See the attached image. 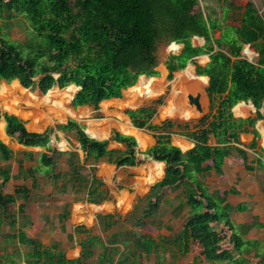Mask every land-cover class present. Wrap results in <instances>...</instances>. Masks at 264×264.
Wrapping results in <instances>:
<instances>
[{
  "label": "trees",
  "instance_id": "1",
  "mask_svg": "<svg viewBox=\"0 0 264 264\" xmlns=\"http://www.w3.org/2000/svg\"><path fill=\"white\" fill-rule=\"evenodd\" d=\"M222 2L219 15L210 5L199 0H0V88L19 81L26 89L38 90L46 95L54 87L64 89L71 85L80 87L72 104L74 107L90 105L99 108L105 100L120 98L123 91L133 87L142 75H157L159 64L158 46L165 42L183 44L180 54H171L167 59L169 79L176 71L184 70L198 56L210 55L205 66L197 65L198 76L209 78L207 94L210 110L198 125H188L181 133L195 143L187 152L171 143L170 135L175 124L166 121L161 126L149 124L154 111L142 108L128 111L135 125L157 133V142L144 152L138 150L135 137L113 131L111 140L125 145V150H109V140L91 138L85 127L75 120L57 125L58 129L76 131L85 162L100 161L108 157L110 163L123 166L143 164L147 158L165 164L164 177L156 182L149 193L138 199L143 203L142 219L156 213L160 208L164 190L181 189L175 202H169L172 216H180L185 209L183 229L178 241L199 249V256L208 264H252L253 253L264 264V241L248 239L254 228L264 224L252 217L243 224L231 218L234 210L247 211L245 204L236 207L228 202V191L211 192L205 178L215 172L223 173L225 158L236 151L245 168L248 164L246 150L240 148V135L252 134L250 149L258 147L260 133L256 124L264 118V15L254 2L237 5L234 0ZM20 28L24 41L12 40L10 31ZM194 37L205 39V44L196 47ZM258 54L255 60L243 55L246 46ZM251 102L256 116L236 117L234 107L240 102ZM143 116L145 120L138 121ZM6 121V133L28 147H46L39 164L32 174L44 176L53 173L57 162L49 152L52 128L44 133L31 132L25 122L13 114H0ZM211 136L218 145L212 146ZM14 152L0 139V162L13 159ZM261 162L262 159L258 158ZM92 183L88 190L89 202L99 204L93 188L96 180L92 169ZM60 175H55L59 178ZM11 179L9 168H0V227L3 223L12 228L18 223L12 207L20 194L28 199V190L16 187L14 194H6L4 187ZM25 214V205L18 207V215ZM64 217V214L61 216ZM120 216L98 215L100 223L110 230ZM142 219L136 221L137 225ZM224 224L230 235L227 244L216 229ZM84 226H77L75 233H83ZM70 238H73V234ZM5 240L12 243V252L0 250V264H17L14 251H22L26 264H88L97 256L94 264H143L157 249L150 236L136 237L122 231L114 232L107 240L97 235H88L79 240L81 255L68 259L58 244L45 246L37 239L29 238L25 231L8 234ZM25 247L26 250L23 251ZM185 248V250H186ZM196 259L190 264H202ZM159 264V263H156Z\"/></svg>",
  "mask_w": 264,
  "mask_h": 264
},
{
  "label": "crops",
  "instance_id": "2",
  "mask_svg": "<svg viewBox=\"0 0 264 264\" xmlns=\"http://www.w3.org/2000/svg\"><path fill=\"white\" fill-rule=\"evenodd\" d=\"M194 41H198V43H195ZM192 43L196 47L198 46L201 47L205 44V39L201 37H194L192 39ZM183 47L184 45L182 46L179 52H175V53L180 54ZM246 49H249V48H245V50ZM246 53L251 54L250 49ZM167 59L168 58L159 60V64L156 68V71H157L156 76H153V77H148L146 75L140 76L135 86L130 87L123 91L122 97L105 100L100 104L98 109L90 105H82V106L74 107L72 104V101H73L72 98H74L75 94L78 92V89H76L75 93L71 97L65 94L66 90L70 87L69 86L68 88H64V89H60L59 87H54L53 89L50 90V92L54 91V101L57 103V105H55L53 102L52 104L50 103L44 106L42 104L41 105H30L34 107V109L31 111V115H27L28 112L22 111V110H20V114H15L17 117H19L25 122L27 129L31 132L44 133L49 128L53 129L48 145L51 146L53 149H55V152L52 151V152H49V154L53 156L55 161L57 162V165L55 166V168L58 167V160L56 157L57 155L60 156V160H64L63 166H69L68 168L70 172H67V174H59V173L54 174L53 173L50 176H44L42 173H38V172L32 174L31 171L35 170V168L39 164L41 154L43 152H46V147H39V146L28 147V146H24L20 144L15 137H11L7 135L6 121L4 118H1L0 120V139L13 150L14 156L18 158L17 174H12L11 172V179L5 186V193L14 194L16 187H24L28 190L29 192L28 196L30 197V193H31L30 188L28 186H24V184L19 186V183H15L16 186H14L13 191H12V188H10L13 182H20V180L17 179L19 175H22L21 177L24 179L31 178L33 180L34 186L38 185L37 176L39 175L47 177V179H51V180H54L55 175H60V177L62 176L64 178L67 177V179L68 177L69 178L73 177L75 179L83 178V180H85L87 183V202L93 205H99L103 202H111V204H116V194L114 195V197L109 196L106 198L103 195V191L106 188L111 189L112 183L115 182L117 178H121V180L131 179L132 183L135 184V187L140 188V189H145L144 194H140L136 196L138 199L148 194L151 187L156 182L160 181L164 177L165 164L163 162L156 161L153 158H147L143 164L136 165V166H123V167H118L117 165L110 163L108 160V157H104L98 162H95L92 159L85 162L84 152L81 148V144L78 140L76 131L58 129L57 125L67 124L68 120L70 119L75 120L77 123L85 127V132L91 138H95L98 140H109V145H108L109 150L123 151L125 150L124 144L111 140L113 131H117L121 134L135 137L138 143V150H140L141 152L146 151L147 149L151 148L152 146L156 144L157 139L155 136L157 135L158 132L155 133L146 127L145 128L137 127L135 123L133 122V119L129 116L128 111L130 110L136 111L142 108L150 109L151 111H154V115L149 121V124H153L155 126H161L166 121H171V120L163 119L161 117H169V116H166L164 112L166 108L174 106L175 104L179 102L177 101V97H176L177 93H181L184 106L185 107L189 106L187 108L193 110L194 113L198 115V111L196 110L195 106L188 104L187 103L188 98L186 99V101H185V98L187 97L188 93L190 94L201 93L202 94V92L204 93L203 95H201L202 107H203L204 102L207 101L209 105V110H210V99L206 91L208 88V85L202 90H196L192 88L182 90V87L180 86V83H179L181 82L183 77H187L186 73L188 71L189 73L193 74L194 77H197V78L206 77V76H198L196 73V70H197V65L205 66L206 64L210 62V55L205 54L202 56L195 57L194 60L191 61L184 70L176 71L173 74L172 79L168 78L169 70L166 64ZM198 59H201V60H198ZM249 60L252 61V59H249ZM4 82L5 81H2L1 87ZM141 83L143 84L150 83V86L145 87V85H143L142 87L143 92L136 91L135 90L136 87L141 85ZM208 83H209V78H208ZM146 88L150 90L149 93H145L147 91ZM169 88L171 91V95L169 99L167 100V105H166L164 100H162V96L163 94H165L167 90H169ZM50 92L46 95H49ZM37 93L35 94L39 96L41 95V97L46 96L40 93L38 90H37ZM70 97H71V101H69ZM59 102H64L65 104L67 102L69 103L61 107V106H58ZM243 104H245V106L242 109L243 111L242 115L244 114L247 107H250L251 105H253L250 101L240 102L233 109L234 115L237 114L236 108L240 107ZM162 106L164 107L161 109ZM145 117L146 116H143L138 121L145 120ZM171 118H181V117H171ZM173 123L175 124V127L172 129V133L170 135L171 143L175 146L180 147L183 152L189 151L195 146V143L189 138H187L186 136L181 134L185 130V128L178 127V125L180 126H186V125H183L181 123L176 124L175 122ZM262 125H264V122H261L259 124V130L257 128L256 129L262 135L261 143L264 147V137H263L264 135L262 133ZM189 127L193 128L194 126H189ZM253 138L254 136L252 134L242 133L240 135L242 144L238 145L240 148L246 150L247 157H248L249 150L254 151V154L257 156V158L254 159L255 160L254 163H250L248 161V164L255 168L252 172H250L249 170L245 168V164L243 163L241 157H239L237 153L236 155L238 157L233 153V155H230L225 158V161L222 167L223 173L218 175L215 172H213L205 178V182L208 185L209 184L208 179L212 178L210 176L213 175L214 179L218 183L216 190L228 191L229 192L228 202L234 207H236L237 205L241 203L245 204V202H248V201L250 202L252 200L259 202V205H256V208L253 213L255 216L261 219L260 216L264 212V202H263L264 198L261 195L262 177L260 176L261 170L258 169V166L262 167L264 166V164H261V162L258 161V158H261V159L263 158L260 153H256L259 146L255 149L248 148ZM209 143L212 146L218 145L217 139L214 136H211ZM55 144H60V147L56 146ZM27 162H31V165L29 166V168H26L25 166V163ZM158 162L162 164L160 175H158V169L156 168V165H155V163H158ZM85 168H88L89 172L85 175L80 174L81 172L80 170L82 169L84 170ZM92 169H94L95 178L96 180H98L93 183V188L97 189V193L94 195V198L97 200H100L101 198H103V200L99 204L89 202V198H88V190L92 183V174H93ZM152 178H156V179H154L153 182H150ZM172 191H175L176 194H173L174 192L171 193ZM115 193H116V190H115ZM181 193H182L181 189L173 190V189L167 188L163 192L164 194L163 199L169 200V198L171 197L172 198V199L170 198L171 202H175L176 197H179ZM110 194L112 195V190H110ZM240 196H241V200L237 201L236 198ZM24 197L25 196L23 194H20L18 198L24 199ZM24 200H27V199H24ZM21 204H24L25 209H26V204L25 203H21ZM21 204H19V206ZM119 204H121V202ZM261 204H263L262 207H260ZM245 205H248V204H245ZM96 208L101 210L103 207L96 206ZM244 213H247V212L246 211L244 212H234L233 211V213H231V218L233 219L235 223L243 224L249 221V219L241 220L238 215L244 214ZM102 215H107V214L104 213ZM187 215H188V209H185L180 216L173 217L172 220L176 221L179 218L182 219L181 217H183L184 222H185V218ZM259 222L264 224V221L262 220H259ZM160 223H161L160 221L155 222V223L152 222V225L160 226ZM77 226H83V225H75V228ZM85 229L87 228L85 227ZM257 229H260V228L252 229L246 238L256 239L249 235L253 233L254 230H257ZM153 239L157 243L158 247L148 257L144 255L147 259H150L151 255L159 254L161 252L160 250L162 249L161 248L162 246L159 243L160 241H156L157 239H155L154 237ZM177 242H179L178 243L179 252L180 251L182 252V249L184 252L188 251L189 248L192 246V244L189 243L188 247L186 248V246L182 245V241H177ZM68 253H71L72 255L71 259L79 258L81 255L80 245L75 246L73 249H69L67 251V256H68ZM196 259H199V257ZM196 259H194L193 261L187 264L194 262ZM154 263L163 264V260L162 261L157 260Z\"/></svg>",
  "mask_w": 264,
  "mask_h": 264
},
{
  "label": "rangeland",
  "instance_id": "3",
  "mask_svg": "<svg viewBox=\"0 0 264 264\" xmlns=\"http://www.w3.org/2000/svg\"><path fill=\"white\" fill-rule=\"evenodd\" d=\"M237 5H245L247 2L251 1L254 2L260 12L264 15V0H234ZM207 3L210 5L214 10L218 12L219 15L222 14V2L219 0H204V5ZM10 37L12 40L22 42L24 41V32L16 27L12 29L10 32ZM198 43V41H194ZM169 45L165 42H162L158 46V58L164 59L168 58L170 54H176L169 50ZM181 46H183L181 44ZM251 51V54H247L245 49L243 51V55L249 59L255 60L258 57V54L255 52L254 49L250 48L249 45L246 46ZM201 60V59H198ZM15 82V81H13ZM12 82V83H13ZM11 84V83H10ZM68 88V87H66ZM193 89V88H192ZM32 93H37L35 89H28ZM38 94V93H37ZM181 94V93H180ZM187 94L186 99L188 98ZM193 95H196L192 93ZM204 93L202 92V95ZM171 95L170 88L163 94L162 100H164L165 104L167 105V100ZM187 103H189V99H187ZM179 101V98H177ZM14 102L10 103V109H6L4 106L1 107L0 105V114L4 115L8 114H20V110L27 111V115H31V111L34 109L32 104L27 102H23L22 104H13ZM68 104V103H67ZM250 104V103H248ZM184 105V104H183ZM164 106L161 107V109ZM189 107V106H187ZM184 106L185 109L191 110ZM160 109V110H161ZM209 111V105L207 101L203 104V113L198 112V115L195 113L193 118L184 120L181 118H171V117H161L163 119L171 120L176 124L181 123L183 125L188 126H196L198 125L199 121L202 117L205 116ZM261 112L264 114V110L262 109ZM236 117H249V116H256V108L247 107L243 115H237ZM3 121V120H2ZM264 122V118L257 122L256 128L259 130V124ZM262 135L260 133V137L258 138V150L256 153H260L262 158L261 164H264V147L261 143ZM56 146L60 147V144H55ZM260 149V151H259ZM236 155V151H234ZM57 155V154H56ZM237 156V155H236ZM58 160V167L54 169V174H67L69 171V166H63L64 160H60V156H56ZM238 157V156H237ZM255 158L257 156L254 154V151H248V161L250 163L255 162ZM31 162L25 163L26 168H29ZM9 168L12 174H17L18 169V158L16 156L13 157L10 161H1L0 168ZM258 169L261 170L260 176L262 177V189L261 195L264 198V166L259 167ZM80 174H87L89 172L88 168L84 170H80ZM250 171V170H249ZM252 172V171H250ZM52 173V174H53ZM72 173V172H71ZM22 175L18 176V180L20 182H13L10 188L12 191L14 190L15 183H19V186L24 184V186H28L30 188V197L27 200L23 198H18L17 203L12 207L13 212L17 215L18 223L16 227L12 228L6 222L0 227V250L10 251L12 252L13 245L5 240V237L8 234H15L18 230H23L26 232L27 236L32 239H37L39 242L44 244L45 246H52L54 244H58L60 249L66 254L69 249H73L75 246H79V240L81 238H85L88 235H97L107 240L110 235L117 231L125 232L126 234H134L136 237L142 236H150L157 239L156 241H160L161 244V252L157 255H151L150 259H147L144 255L142 257L143 264H155L154 262L159 260H163V264H187L193 261L196 258H200L199 256V249L192 245L188 251H180L179 252V242L178 237L182 230L184 219H178L173 221V216L171 214L172 207L169 202L171 199L164 200L161 204L160 209L156 211V213L146 219H142V211H143V203L138 201L137 195L144 194L145 189H140L135 187V184L132 183L131 179L121 180V178H117L115 182L112 183V188H106L103 191V195L107 197H114L116 194V204H111V202H103L99 205L89 204L87 202V183L83 178L75 179L73 177L67 179V177H59L54 178V180L47 179L44 176H37L38 177V185H33V180L31 178L24 179L21 177ZM17 177V176H16ZM210 179H208V187L211 192L216 190L218 183L214 179V176L211 175ZM1 181V180H0ZM228 185V184H227ZM110 190H112V195L110 194ZM116 190V193H115ZM5 191V187H4ZM174 192V193H173ZM171 193L176 194L175 191ZM237 201L241 200V196L236 198ZM121 202V205L119 204ZM264 202V199H263ZM21 203L26 204L25 214L18 215V206ZM247 207V213L239 214V218L241 220L251 219L252 217H257L254 215V210L256 205H259L257 201H248L245 202ZM96 206H102L103 208L97 209ZM261 204L260 207H262ZM234 212H240L234 210ZM81 213V214H80ZM113 214L120 216V219H116L114 226L107 230L103 223H100L97 215L98 214ZM233 213V212H232ZM64 214V217H61ZM260 216V215H258ZM259 217H257V221L259 220L264 221V212ZM142 219V223L140 225L136 224V221ZM170 219V220H169ZM160 221V226L152 225V222ZM75 225H83L87 229L83 233H75ZM218 232L224 237L223 244H227L228 236L230 232L228 228L222 224L216 227ZM73 234V238H70V235ZM249 236L253 238L260 239L264 241V228H260L254 230ZM247 237V236H246ZM169 239V240H167ZM23 251L26 250L25 247H22ZM17 252L16 254V262L17 264H26L22 251H14ZM68 258L71 259V253H68ZM250 262L252 264H256L259 259L255 258L253 253L249 256ZM202 264H208L206 261H203L201 258ZM97 262V256L93 257L88 261V264H94Z\"/></svg>",
  "mask_w": 264,
  "mask_h": 264
},
{
  "label": "bare ground",
  "instance_id": "4",
  "mask_svg": "<svg viewBox=\"0 0 264 264\" xmlns=\"http://www.w3.org/2000/svg\"><path fill=\"white\" fill-rule=\"evenodd\" d=\"M181 48H182V46L177 44V43H172L169 45L170 51L179 52L181 50ZM187 71H185V72H187ZM186 74H187V77H183L181 82H179L180 86L182 87V90H186V89H190V88H193L196 90H202L203 88L207 87L208 78H206V77H200V78L194 77L193 74L189 73V71ZM143 85H145V87H149L150 83H148V84L141 83V85L136 87L135 90L143 92V89H142ZM146 90H147L146 92L144 91L145 93L150 92V90L148 88H146ZM75 91H76V87L72 85L66 90L65 94L72 97V95L75 93ZM71 97L69 98V101H71ZM176 97L179 98V102L177 104H175L174 106L166 108L165 112H164L165 115L169 116V117H181V118L186 119V120H188L190 118L192 119L193 116H195L194 111L184 108L182 95L180 93H177ZM12 102H14L17 105H19L20 103H23V102H27V103L32 104V105H41L42 104L43 106L46 104H50V103L52 104V102H53L55 105H57V103L54 101V91H51L49 95L41 97V95L39 96L35 93H32L28 89L24 88L20 84V82L17 80L11 84H7L6 82H4L2 87H1V90H0V105H1V107L4 106L6 109H10L11 107L9 106V104ZM67 103H69V102H67ZM66 104L64 102H59L58 106L63 107ZM244 106H245V104L236 108L237 114L242 115V113H243L242 109L244 108ZM252 108L254 109L253 105H252ZM262 133L264 135V125H262ZM155 165H156V168L158 169V175H160L162 164L160 162H158V163H155ZM154 179H156V178H152L150 180V182H153Z\"/></svg>",
  "mask_w": 264,
  "mask_h": 264
},
{
  "label": "water",
  "instance_id": "5",
  "mask_svg": "<svg viewBox=\"0 0 264 264\" xmlns=\"http://www.w3.org/2000/svg\"><path fill=\"white\" fill-rule=\"evenodd\" d=\"M200 1V3L201 4H203L204 3V0H199ZM173 43H175V42H173ZM172 44V43H171ZM246 52H248L249 51V49H246L245 50ZM194 60V58L191 60V61H193ZM190 61V62H191ZM189 62V63H190ZM189 65V64H188ZM76 89H80V87H78V86H76ZM50 92V91H49ZM48 92V93H49ZM47 93V94H48ZM201 93H197L196 95H193V94H190L189 96H188V99H189V103L191 104V105H194L195 106V108H196V110L198 111V112H200V113H203V107H202V104H201ZM73 99V98H72Z\"/></svg>",
  "mask_w": 264,
  "mask_h": 264
}]
</instances>
